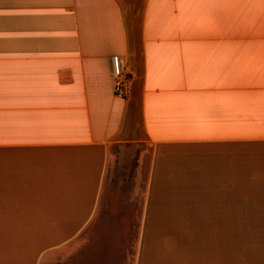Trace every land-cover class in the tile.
<instances>
[{"label": "crops", "instance_id": "crops-1", "mask_svg": "<svg viewBox=\"0 0 264 264\" xmlns=\"http://www.w3.org/2000/svg\"><path fill=\"white\" fill-rule=\"evenodd\" d=\"M237 230L264 231V0H0V264H264Z\"/></svg>", "mask_w": 264, "mask_h": 264}, {"label": "rangeland", "instance_id": "rangeland-1", "mask_svg": "<svg viewBox=\"0 0 264 264\" xmlns=\"http://www.w3.org/2000/svg\"><path fill=\"white\" fill-rule=\"evenodd\" d=\"M236 236L238 239V243H244V244L248 245V243H253L254 241L260 242V240H264V231L237 230ZM240 247H241V245H238V248H240ZM252 247L254 248V246H252ZM244 248H251V247L250 246H244ZM238 264H248V262H238Z\"/></svg>", "mask_w": 264, "mask_h": 264}, {"label": "built area", "instance_id": "built-area-1", "mask_svg": "<svg viewBox=\"0 0 264 264\" xmlns=\"http://www.w3.org/2000/svg\"><path fill=\"white\" fill-rule=\"evenodd\" d=\"M126 91V77L124 75H119L115 84V94L118 97H125Z\"/></svg>", "mask_w": 264, "mask_h": 264}]
</instances>
